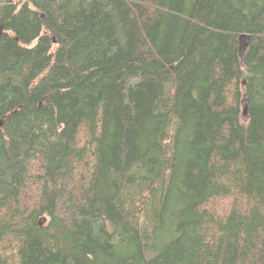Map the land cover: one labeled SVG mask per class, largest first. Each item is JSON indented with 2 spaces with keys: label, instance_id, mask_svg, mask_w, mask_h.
<instances>
[{
  "label": "trees",
  "instance_id": "obj_1",
  "mask_svg": "<svg viewBox=\"0 0 264 264\" xmlns=\"http://www.w3.org/2000/svg\"><path fill=\"white\" fill-rule=\"evenodd\" d=\"M0 264H264V0H0Z\"/></svg>",
  "mask_w": 264,
  "mask_h": 264
},
{
  "label": "rangeland",
  "instance_id": "obj_2",
  "mask_svg": "<svg viewBox=\"0 0 264 264\" xmlns=\"http://www.w3.org/2000/svg\"><path fill=\"white\" fill-rule=\"evenodd\" d=\"M246 48H247V41H246V38L243 39V38H240V55L243 57L245 51H246Z\"/></svg>",
  "mask_w": 264,
  "mask_h": 264
},
{
  "label": "water",
  "instance_id": "obj_3",
  "mask_svg": "<svg viewBox=\"0 0 264 264\" xmlns=\"http://www.w3.org/2000/svg\"><path fill=\"white\" fill-rule=\"evenodd\" d=\"M242 38L245 39L246 36H243ZM247 111H248V105H247L246 100H244V101H243V114H244V115H247Z\"/></svg>",
  "mask_w": 264,
  "mask_h": 264
}]
</instances>
